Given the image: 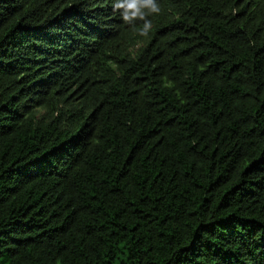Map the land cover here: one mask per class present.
<instances>
[{
	"label": "trees",
	"instance_id": "16d2710c",
	"mask_svg": "<svg viewBox=\"0 0 264 264\" xmlns=\"http://www.w3.org/2000/svg\"><path fill=\"white\" fill-rule=\"evenodd\" d=\"M0 0V264H264V0Z\"/></svg>",
	"mask_w": 264,
	"mask_h": 264
},
{
	"label": "clouds",
	"instance_id": "9594fccd",
	"mask_svg": "<svg viewBox=\"0 0 264 264\" xmlns=\"http://www.w3.org/2000/svg\"><path fill=\"white\" fill-rule=\"evenodd\" d=\"M112 6L125 24L142 21L140 34H147L151 29L152 21L148 17L161 12L158 0H113Z\"/></svg>",
	"mask_w": 264,
	"mask_h": 264
}]
</instances>
